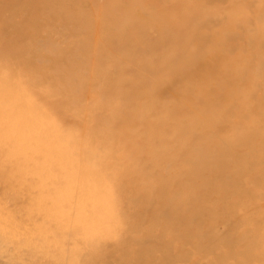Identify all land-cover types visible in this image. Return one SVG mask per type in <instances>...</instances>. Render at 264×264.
Listing matches in <instances>:
<instances>
[{
    "label": "rangeland",
    "instance_id": "374dc122",
    "mask_svg": "<svg viewBox=\"0 0 264 264\" xmlns=\"http://www.w3.org/2000/svg\"><path fill=\"white\" fill-rule=\"evenodd\" d=\"M0 264H264V0H0Z\"/></svg>",
    "mask_w": 264,
    "mask_h": 264
},
{
    "label": "bare ground",
    "instance_id": "6f19581e",
    "mask_svg": "<svg viewBox=\"0 0 264 264\" xmlns=\"http://www.w3.org/2000/svg\"><path fill=\"white\" fill-rule=\"evenodd\" d=\"M38 130V129H37ZM39 133H40V131H39ZM79 152V151H78Z\"/></svg>",
    "mask_w": 264,
    "mask_h": 264
}]
</instances>
